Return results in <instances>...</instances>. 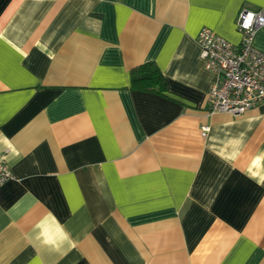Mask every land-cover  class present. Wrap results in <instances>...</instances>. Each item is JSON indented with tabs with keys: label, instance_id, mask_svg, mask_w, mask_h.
<instances>
[{
	"label": "crops",
	"instance_id": "obj_1",
	"mask_svg": "<svg viewBox=\"0 0 264 264\" xmlns=\"http://www.w3.org/2000/svg\"><path fill=\"white\" fill-rule=\"evenodd\" d=\"M262 7L0 0V264H264V102L211 112L196 41ZM146 62L164 94L131 88Z\"/></svg>",
	"mask_w": 264,
	"mask_h": 264
},
{
	"label": "built area",
	"instance_id": "obj_2",
	"mask_svg": "<svg viewBox=\"0 0 264 264\" xmlns=\"http://www.w3.org/2000/svg\"><path fill=\"white\" fill-rule=\"evenodd\" d=\"M262 26L264 7L239 12L236 21L241 37L239 44H233L208 27L198 32L196 41L204 67L216 76L207 92L211 112L238 115L264 102V51L253 45L254 35ZM208 129L207 125L201 126L203 136ZM12 178V171L0 157V187Z\"/></svg>",
	"mask_w": 264,
	"mask_h": 264
},
{
	"label": "trees",
	"instance_id": "obj_3",
	"mask_svg": "<svg viewBox=\"0 0 264 264\" xmlns=\"http://www.w3.org/2000/svg\"><path fill=\"white\" fill-rule=\"evenodd\" d=\"M166 79L154 62L143 63L131 71V88L164 94Z\"/></svg>",
	"mask_w": 264,
	"mask_h": 264
},
{
	"label": "snow or ice",
	"instance_id": "obj_4",
	"mask_svg": "<svg viewBox=\"0 0 264 264\" xmlns=\"http://www.w3.org/2000/svg\"><path fill=\"white\" fill-rule=\"evenodd\" d=\"M251 19V17H249V20Z\"/></svg>",
	"mask_w": 264,
	"mask_h": 264
}]
</instances>
